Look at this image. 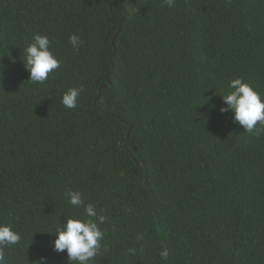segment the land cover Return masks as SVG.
Here are the masks:
<instances>
[{"label": "trees", "instance_id": "1", "mask_svg": "<svg viewBox=\"0 0 264 264\" xmlns=\"http://www.w3.org/2000/svg\"><path fill=\"white\" fill-rule=\"evenodd\" d=\"M35 34L60 60L43 84ZM236 78L264 97V0H0L8 264H69L51 242L88 204L105 218L90 264H264V124L220 111Z\"/></svg>", "mask_w": 264, "mask_h": 264}, {"label": "clouds", "instance_id": "2", "mask_svg": "<svg viewBox=\"0 0 264 264\" xmlns=\"http://www.w3.org/2000/svg\"><path fill=\"white\" fill-rule=\"evenodd\" d=\"M175 0H166L171 7ZM70 44L73 48H79L82 41L78 35L70 37ZM51 49V40L47 35L35 34L31 43L23 51L26 53V69L30 72V81L43 84L49 78V74L59 69L60 60ZM230 91L220 95L225 107L221 108L222 113L231 111L234 115V122L242 126L246 132L252 133L257 130L258 124H264V97L256 91L253 86L243 80L236 78L229 83ZM84 89L71 88L62 96V104L69 109L77 106L80 93ZM69 203L73 206L84 205L82 194L71 191L68 194ZM104 217L99 216L97 222V211L92 204L85 206V216L80 218H67L65 224L56 232V239L51 242V247L58 253L67 254L69 264H90L101 250V241L104 239V232L100 224L104 223ZM21 240L19 232L15 231L9 224L0 223V264H8L6 249L9 246L17 245ZM161 257L167 260L169 252L164 249ZM35 264H47L46 257H40Z\"/></svg>", "mask_w": 264, "mask_h": 264}]
</instances>
